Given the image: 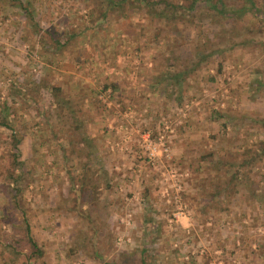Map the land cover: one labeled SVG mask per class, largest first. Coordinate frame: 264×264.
I'll list each match as a JSON object with an SVG mask.
<instances>
[{
	"label": "rangeland",
	"instance_id": "1",
	"mask_svg": "<svg viewBox=\"0 0 264 264\" xmlns=\"http://www.w3.org/2000/svg\"><path fill=\"white\" fill-rule=\"evenodd\" d=\"M24 1L33 20L0 2V104L24 162L11 205L1 187L14 131L0 127V264H264V0L257 19L197 17L218 51L179 85L156 80L196 64L205 39L191 25L161 21L154 42L137 4L102 24L89 20L96 0ZM69 30L79 36L54 56L52 38ZM146 134L167 148L150 155ZM82 176L98 183L91 225L64 199Z\"/></svg>",
	"mask_w": 264,
	"mask_h": 264
},
{
	"label": "trees",
	"instance_id": "2",
	"mask_svg": "<svg viewBox=\"0 0 264 264\" xmlns=\"http://www.w3.org/2000/svg\"><path fill=\"white\" fill-rule=\"evenodd\" d=\"M4 1V5L6 6L2 5L3 9L4 7L17 8L19 12L23 13V18L25 17L29 20L34 19L31 14L32 12L28 9L29 2L26 3L24 0H0V2ZM127 3H129L130 5L137 4L136 6L138 8H141V10H144L145 8L147 9V16L150 18L154 27L152 32V38L154 42L157 39L164 37L163 29L157 26L161 21H163L164 25H168V22H174L175 20L179 19L180 22H185L195 29H198V26H194L197 17H200V20L202 21L207 16H212L214 18L216 17L219 22H221L222 19H232V21H235L236 19H240V17L245 16V14L247 13L255 19H257L258 17L255 13L257 11L256 0H96L95 2H91V9L94 11L95 9H97V12L94 16L92 14L89 15V20L91 23H107L108 14L112 11H121L123 13L124 6ZM91 9L90 11H92ZM1 13L3 14V16H5L4 10H2ZM233 26H235V22L230 27ZM198 31L202 34L205 40L203 42H200L195 47L197 59L196 64L193 67L187 66V63L178 67L169 64V70H166L162 78L160 77L158 80H156V83L158 85L162 81L166 82L167 80L172 81L173 84L179 85L183 80L182 76L186 77L190 73H192L193 70H195L196 65H209L213 53H215V51H218V48L213 49L212 51H208L212 43L210 38H207V35L205 34L204 26H200L199 24ZM79 33V31L77 32L76 30H71L69 33H67V37L64 38L65 32H62L56 38H52V43L48 46L49 48L47 49L55 56L57 53H61V50L66 47V45L69 44L71 40L79 36ZM198 34L199 33L197 32V35ZM115 40H118V38H116ZM208 42H210V44H207ZM43 46L44 45H41L40 42V47ZM42 49L46 48L44 47ZM221 69L222 63L218 62L216 64V70L218 71V73L221 72ZM209 80L210 82L214 81L213 78H210ZM55 89L59 90V87ZM117 89L118 86L115 84H101V91H110L112 96L114 95V93H116V91H118ZM69 104L70 101H67L66 105ZM10 107L11 106H8L6 102H2L0 104V127L12 131L14 128V126L12 125V122L14 121V113ZM72 110L77 112L76 108ZM72 110L70 108V111L67 110V112L70 114ZM65 112V110H62L61 113L58 114V116L63 117L65 115ZM13 131L14 133L9 137L10 142H3L5 148L9 144V147L11 146L14 150L10 151L9 149L7 152L9 160L8 164L10 166H8L9 169L6 170V178L7 184L9 182L10 188L8 186L7 188H5L4 186L1 187V189H3L4 191L3 198L6 201H9L11 205L12 202L14 203V201H16L23 194V190L18 186V183L24 176V162L20 160L21 153L17 148L18 144L20 143L19 134L15 132V130ZM262 145V151L264 152V143ZM81 147H83V145ZM84 177L85 176H82L79 179L77 178V180L75 181L74 179L71 181V184L78 183V185H71L67 192L68 196H66V198L64 199H68V197L71 195L73 205L69 208V210H75L80 219H85L86 222L91 225L94 220L93 218H91V213L93 211V207H95L96 201H98L96 197L98 191V183L96 179H94V182L92 181V179H87V183ZM233 192L234 191H232V193ZM73 193L74 195L72 197ZM14 205L17 206L15 203ZM84 205L86 207L83 210ZM25 232L27 236V245L29 246V248H31V253L33 255H36L38 258H41L43 252L38 248V244L30 236L28 225L25 226ZM92 243L93 242H90V245L92 246H90V251H92L94 257H97L98 255L96 251L98 250ZM141 264H146L143 257L141 258Z\"/></svg>",
	"mask_w": 264,
	"mask_h": 264
},
{
	"label": "built area",
	"instance_id": "3",
	"mask_svg": "<svg viewBox=\"0 0 264 264\" xmlns=\"http://www.w3.org/2000/svg\"><path fill=\"white\" fill-rule=\"evenodd\" d=\"M144 145H142L143 148H147L149 150V154L153 155L156 152L157 148H167L165 142H163L161 139L159 142H153L150 140L149 135L146 134L143 137Z\"/></svg>",
	"mask_w": 264,
	"mask_h": 264
}]
</instances>
